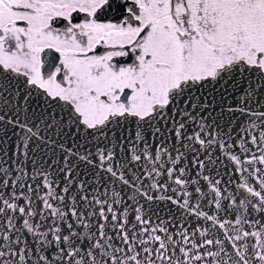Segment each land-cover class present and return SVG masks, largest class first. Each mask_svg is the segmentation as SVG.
Returning <instances> with one entry per match:
<instances>
[{"label":"snow or ice","instance_id":"6c2138e0","mask_svg":"<svg viewBox=\"0 0 264 264\" xmlns=\"http://www.w3.org/2000/svg\"><path fill=\"white\" fill-rule=\"evenodd\" d=\"M0 264H264V0H0Z\"/></svg>","mask_w":264,"mask_h":264}]
</instances>
